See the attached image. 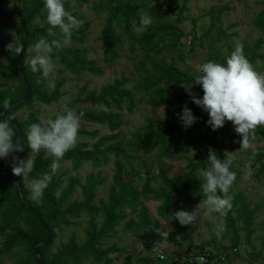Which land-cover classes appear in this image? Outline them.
<instances>
[{"label": "trees", "instance_id": "16d2710c", "mask_svg": "<svg viewBox=\"0 0 264 264\" xmlns=\"http://www.w3.org/2000/svg\"><path fill=\"white\" fill-rule=\"evenodd\" d=\"M11 0H0V25L2 28H12L19 35H23L22 24L31 13L30 17L25 23L26 38H21V43L25 49L34 41L39 40L41 36L51 40L53 38H60L61 33L56 34V37L48 36V29L50 25L45 24L44 27H34L32 22L37 17L45 18L43 10L46 9L43 0H30V4L24 9L21 17L20 25L7 24V17L5 15L7 6ZM89 0H76V8H72V0H64V7L69 12L76 11L88 4ZM264 5V0L262 2ZM152 19L160 21L168 11H174V7L170 4H133L127 1L118 0L115 5L105 4L97 7L108 13V18L100 37L104 50L103 62L106 65H112L121 57V44L123 42L122 36L118 34L114 27L120 24L123 34L129 38L135 39L144 51V60L141 63V68L144 75L137 84L136 89L143 92L144 95L149 96L148 102L153 106H157L167 100L170 93L167 86L173 84L190 83L194 76L189 75L186 71L180 70L177 66L164 65L154 60L157 54L161 53V40L159 34L162 32L173 31L177 33L178 39L182 38V31L172 25L149 26L147 32L141 37L135 38L133 34V22L139 26L138 11L141 8H148ZM36 8L34 11H32ZM74 16V13H72ZM257 26L264 32V9L256 19ZM91 24L89 22L83 23L77 31L72 32L71 44H82L89 35ZM179 42L175 43V48ZM264 44L263 39H258L252 47L243 44V52L246 58L253 64L258 59H263L264 55L260 50ZM8 43L0 41V56L7 59L8 65H1L2 72H9L19 80V87L14 92L0 93V120H10L16 133V140H18V129L23 136L20 142L23 143L24 150L22 152L13 153L8 158H4L1 164V169L8 173V177L0 174V238L3 242L0 246V256H7L16 253L19 256L18 264H83L84 259L93 257L96 262L102 264H113V259L108 256V252L97 249L101 240L113 234L118 224L126 220L124 211L126 209L137 210L138 220L130 219L125 223V230L137 231L143 234V239L159 242L160 246L166 252L176 254L178 256L188 257L191 255L202 254L208 248L209 244L197 245L190 234V225L182 226L178 220L172 219L174 210L175 195L193 197L199 196L204 199L201 192V185L204 179L198 177V172L207 167V157L209 148L216 151V154L224 159V153L227 149H238L242 137L238 134H232L229 131L228 125L216 131L211 129L207 124L209 115L203 111L201 107L193 103L192 98L188 94L179 96V100L189 103L192 108V113L198 119V124L194 126L201 127L204 134L198 138H194L188 145V150L196 147H201L203 152L198 151L196 158L188 164L189 171L180 178L169 176L168 169H161L159 173L160 186L155 187L153 183L155 179L148 175L146 176L142 186H138L140 178L133 176L128 178L126 176L125 166L122 162H117L115 167V174L113 176V185L110 188L109 198L107 203H103L100 207L94 205L97 197V188L103 183V178L100 175H91L86 184L80 185L82 189V200H75L67 206L65 201L72 195L75 186L80 184L78 178L69 181L68 186L63 189L60 197L57 193L62 189L63 180L61 177L54 176L51 178L47 189L44 192L43 202L37 204L29 197L28 191L21 176H16L12 172L11 160L14 155H23L24 153H31L28 147L27 138H25V130L29 128L32 123H39L41 119L37 118L36 111L32 105L33 99L40 103L49 105L58 102L63 97L61 91L65 81L59 80L54 90L51 93L45 91L43 83L39 82V77L42 72H33L28 64L25 63L26 54H23L20 61V54L7 50ZM87 51L78 47H65L59 52L53 53V60L55 64L62 65L64 68L60 70V74L69 71L73 74L88 73L94 76H101L104 70L94 60H88L86 57ZM148 63L150 69L144 67ZM128 84L125 78L117 79L113 83L102 88L99 93L92 91L88 92L84 98L85 102H89L93 106H111L117 108L122 107L123 99L129 103V109L132 110L135 105L134 95L130 91H124L123 88ZM202 87L195 86L192 89L193 94L197 95ZM30 93L29 98L21 105L7 110L4 115L3 112L10 105L20 102L27 94ZM9 101L8 107H5V101ZM81 101V97L77 98ZM30 110L28 118L25 123L18 120L15 113L22 109ZM68 108L72 109V105ZM81 119L85 122L95 123L99 125H106L111 132L110 136L100 138L94 144L92 149H88L86 144H78L73 149L68 151L60 161L62 165L66 161H72L74 167L78 169L86 161H91L95 165H99L102 161L107 160L109 153L119 155L122 150L115 145L105 146L106 143L117 141L121 135L118 130L122 126V121L118 113L102 112L96 113L92 111L82 110ZM53 119L55 118L52 117ZM186 129L183 127L179 116L176 121L164 122L161 125V131L155 133L159 139L166 135L181 136ZM261 134V130L258 131ZM257 133V134H258ZM95 132L89 133L82 128L79 129L78 136L95 137ZM1 159V158H0ZM52 157L47 155L43 150L36 154L33 171L29 174L30 179L39 178L43 174H49L51 170ZM264 149L258 152L253 162V169L262 164L264 170ZM235 171L237 177L240 175L239 170L234 165L231 169ZM15 181H18L19 185ZM20 189L23 196L20 194ZM233 197V208L226 216L227 226L234 232L235 237L232 240L231 248H238L239 238L237 236L236 219L233 216L234 211L237 212L240 219H242L244 229L247 232L249 239L254 234V222L256 210L251 208V204L247 198L242 194ZM158 203L157 214L162 221L173 227L174 233H170L160 222V220L153 219L151 211L147 203ZM82 213L87 214L90 219L88 222V229L86 231V239L83 245H79L77 238L72 236L71 239L64 244L60 250L52 254L51 249L56 239V229L61 225L70 224V217H78ZM103 214V222L99 226L96 216ZM159 232H168L167 238L161 237ZM49 233V243L38 247V257L35 253V247L42 244L47 239ZM177 236H181L182 243H179ZM19 249L15 252V250ZM227 249H222V251ZM118 251V250H115ZM219 251V250H216ZM23 254V255H22ZM140 261L146 264L150 260H154L158 264H180L174 260L167 262H160L154 257L143 256ZM258 259L259 254H254ZM225 264H231L228 260Z\"/></svg>", "mask_w": 264, "mask_h": 264}, {"label": "rangeland", "instance_id": "374dc122", "mask_svg": "<svg viewBox=\"0 0 264 264\" xmlns=\"http://www.w3.org/2000/svg\"><path fill=\"white\" fill-rule=\"evenodd\" d=\"M12 2L6 8L7 24L20 25L21 17L24 9L30 4V0H11ZM118 0H89V3L82 8L73 11L74 16L81 20L82 23L73 31H77L79 27L89 22L91 24L89 35L82 44H71V47H78L87 51L86 57L88 60H94L104 70L101 76H94L88 73L73 74L63 70L62 65L56 64L54 73L48 78L43 75L39 77V82L43 83L44 90L51 93L56 83L59 80H64L65 83L61 89L63 97L58 101L45 105L38 100L33 99L34 111H36L38 119H48L62 114L65 107L72 105V109L78 115L80 111H92L96 113L112 112L118 113L122 121V126L118 130L121 137L117 141L108 142L105 146L115 145L122 150V153L116 155L109 153L107 160L101 164L95 165L91 161L84 162L81 167L76 169L72 161L64 162L59 170L49 175L52 177H61L63 180L62 189L57 193L60 197L63 189L68 186L70 180L78 178L80 184L75 186L72 195L65 201L67 206L75 200H82V189L80 185H84L91 175H100L103 178V183L97 188V197L94 205L101 206L108 202L110 188L113 185V176L117 162H122L125 166L126 176L130 179L133 176L140 178L138 186H142L146 176L155 179L153 186H160L159 173L161 169H168L169 176L180 178L186 174L188 164L195 160L198 151L203 152L201 147H196L188 150L190 141L204 134L201 127L192 125L187 128L181 136L166 135L159 139L154 135L161 131V125L164 122L176 121L178 114L182 113L183 107L187 105L192 110L189 103L179 100V96L187 94L182 84H173L167 86L170 93L168 98L163 103L153 106L148 102L149 96L136 89L144 75L141 68V63L144 60V51L135 39L129 38L123 34L120 24H116L114 30L122 36L121 57L112 65H106L103 62L104 46L100 39L105 27L108 13L104 10H98L100 5L111 4L115 5ZM133 4H170L175 9L168 11L164 17L157 21L152 19L150 26H160L172 24L178 27L183 35L178 39L177 33L173 31L162 32L159 34L161 53L154 57V60L164 65H175L180 70L186 71L189 75L197 74V65L208 60H215L218 63L226 66V59L240 44H246L252 47L258 39L264 40V32L257 26L256 19L264 9L263 0H123ZM45 18L40 16L33 20L34 27H44L47 23V10H43ZM135 25V22H133ZM138 27V26H137ZM149 27V26H148ZM147 27V28H148ZM147 28L142 32H137L133 27L135 38L141 37ZM56 34H59V29H54ZM23 35H19L12 28H2L0 25V41L6 43L17 42L21 43ZM34 41L28 46L24 53L26 54L25 63L29 65L33 53L31 49L34 47ZM174 48L173 45L177 43ZM188 42H192L188 45ZM264 55V44L260 50ZM8 65L7 59L0 56V66ZM254 68L260 73H264V58L258 59L254 63ZM30 67V66H29ZM144 67L150 69L148 63ZM125 78L128 84L123 88L124 91H130L134 95L136 102L135 107L130 110L129 103L123 99L122 107L119 109L114 105L111 106H93L89 102H85L84 98L88 92L95 91L97 93L107 85L113 83L117 79ZM19 87V80L9 72H2L0 68V93L14 92ZM203 92V91H202ZM204 94V93H203ZM81 97V101L77 98ZM202 98V97H201ZM30 110L22 108L15 115L18 120L25 123ZM198 124V121L195 123ZM228 125L229 131L232 134H237L234 125L230 121L225 122ZM80 128L93 133L95 137L78 136L76 145L86 144L88 149H92L94 144L100 138L110 136L111 132L106 125L85 122L80 118ZM25 130V138L27 131ZM261 134H257V151L264 149V128H261ZM23 136L21 137L22 140ZM75 145V146H76ZM228 152H235L238 156L237 169L240 175L237 177L233 186L230 189L229 195L236 196L242 194L251 204V208L256 210L254 222V234L248 239L247 232L244 229L242 219L239 218L236 211L233 216L237 223V236L239 238V246L237 254L233 255L229 262L231 264H264V170L262 164H258L253 170L254 174L251 177L246 175V162L249 159L251 152L241 151L238 149H227ZM29 155L34 159L36 154L24 153L23 155H14L19 159L26 160ZM13 156V157H14ZM11 160V168L14 166V160ZM264 163V162H263ZM202 169L198 172V177L203 179ZM22 177V176H21ZM23 179V177H22ZM28 180H31L28 177ZM26 186V181L23 179ZM29 197L30 192L26 186ZM33 201V200H32ZM202 199L199 196L185 197L175 195L174 210H186L193 212L201 203ZM35 202V201H34ZM147 205L150 208L153 219L160 220L161 224L170 232L174 233L173 227L162 221L157 214L158 203L149 202ZM204 207L198 209V218L196 223L190 225V234L197 245L209 244L211 250L227 249L231 251L232 240L235 237L234 232L227 226L226 217H221L219 214H213L211 217L204 215ZM126 220L121 222L115 228V232L103 240H101L97 249L108 252V256L113 259V264H146L141 262L143 256H137L133 252L135 246L140 240L146 238L142 233L132 230H125V223L130 219L138 220L137 210L126 209L124 211ZM90 217L82 213L78 217H70V224H61L56 229V239L51 249L52 254H55L61 247L66 244L72 236L77 238L79 245H83L86 239V231ZM97 223L100 226L103 222V214L96 216ZM216 223H223L227 226V230L222 233L221 238H217L214 232ZM179 243H182L181 236H177ZM3 238H0V246ZM19 249L15 250L18 251ZM118 250V251H115ZM254 254H259L258 259ZM23 255V254H22ZM19 256L16 253L0 256V264H18ZM83 264H102L96 262L93 257L84 259ZM149 264H158L154 260H150Z\"/></svg>", "mask_w": 264, "mask_h": 264}, {"label": "clouds", "instance_id": "9594fccd", "mask_svg": "<svg viewBox=\"0 0 264 264\" xmlns=\"http://www.w3.org/2000/svg\"><path fill=\"white\" fill-rule=\"evenodd\" d=\"M47 10V23L49 37H56L54 29H59L60 38L51 40L41 36L34 47L29 61L33 72H42L44 78L54 73L56 64L53 60V53L59 52L72 43V32L82 21L78 20L71 12L64 7V0H43ZM76 0H72V8H76ZM148 8H141L138 11L139 26H134L137 32L144 31L152 24V17ZM9 52L19 55L23 46L17 42L7 45ZM197 74L190 83H182L186 93L192 98L193 103L201 107L209 115L207 124L213 131L224 126L226 121L234 125L235 132L242 137L239 150L249 151L251 155L246 162V175L251 177L254 174L253 162L258 155L257 133L264 128V73L255 70L254 65L246 58L243 52V45H238L226 59V66L215 60H208L197 65ZM200 86L203 89V97L197 98L192 89ZM8 107L9 101H5ZM75 110L65 107L62 114L55 118L42 119L39 123H32L27 131V141L30 152L40 153L42 150L51 156V170L54 174L61 167L60 161L66 153L73 149L78 139L80 129V118ZM185 129L191 127L197 117L192 110L185 105L182 113L178 114ZM14 127L10 120H0V158H8L13 153L24 150L23 143L17 141ZM224 159H221L216 151L209 148L207 167L203 171L204 182L201 185V192L204 199L193 212L180 210L173 213L172 219L178 220L180 225L186 226L196 223L198 209L204 207V215L211 217L219 214L226 217L233 208V197L229 195L230 189L237 179V174L232 171L237 165L238 156L235 152L225 151ZM12 172L16 176H22L30 192V199L37 204L43 202L44 192L51 182V176L47 173L39 178L28 180L29 174L33 171L35 161L29 155L26 160L14 156ZM227 230L223 223H216L214 232L219 239ZM161 237L167 238L168 232H159ZM179 238V236H178ZM152 251L161 254V246L156 242ZM200 264H205L204 257H199Z\"/></svg>", "mask_w": 264, "mask_h": 264}, {"label": "built area", "instance_id": "2783aa9c", "mask_svg": "<svg viewBox=\"0 0 264 264\" xmlns=\"http://www.w3.org/2000/svg\"><path fill=\"white\" fill-rule=\"evenodd\" d=\"M192 42H188V45H191ZM203 90L197 93V95L203 97ZM140 243L137 244L133 250L135 255L137 256H150L156 258L160 262H167L174 260L180 264H200V261L198 260L199 257H204L205 264H225L230 260V258L237 254L238 249L233 248L231 251L224 250V251H214V250H206L202 254L198 255H191L188 257L178 256L176 254L166 252L164 248L161 246V254L164 259L160 257V255L155 254L152 251V247H154L155 243L152 240L147 239H141L139 241Z\"/></svg>", "mask_w": 264, "mask_h": 264}, {"label": "water", "instance_id": "95a60500", "mask_svg": "<svg viewBox=\"0 0 264 264\" xmlns=\"http://www.w3.org/2000/svg\"><path fill=\"white\" fill-rule=\"evenodd\" d=\"M35 9H36V8H34L32 11H34ZM31 13H32V12H30V14L27 16V19L30 17ZM27 19L24 20V21H23V24H22V29H23V36H24V38H26L25 23H26ZM24 48H25V46L23 47V50H22V52L20 53V61L22 60V57H23V54H24ZM29 96H30V93H28L27 96H26L23 100H21L20 102L15 103V104H13V105H10V106H9L8 108H6V110L3 112V115H4V113H5L7 110L13 109V108H15V107L21 105L22 103H24V102L29 98ZM21 137H22V135H21V133H20V131H19V129H18V140H17V141H21ZM3 159H4V158H1V159H0V174H1L2 176H4V177L7 178V177H8V173H7V172H4V171L1 169V164H2ZM15 182H16L17 185H19L18 181H15ZM20 194H21V196H23L21 189H20ZM49 240H50V237H49V233H48V236H47V239L45 240V242H43L42 244H39L38 246L35 247V253H36L37 257L39 256V255H38V247L41 246V245H46V244H48V243H49Z\"/></svg>", "mask_w": 264, "mask_h": 264}]
</instances>
